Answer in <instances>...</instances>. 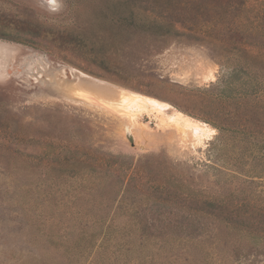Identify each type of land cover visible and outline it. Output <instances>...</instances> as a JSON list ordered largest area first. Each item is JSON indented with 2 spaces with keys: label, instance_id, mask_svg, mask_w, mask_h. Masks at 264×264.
<instances>
[{
  "label": "rangeland",
  "instance_id": "374dc122",
  "mask_svg": "<svg viewBox=\"0 0 264 264\" xmlns=\"http://www.w3.org/2000/svg\"><path fill=\"white\" fill-rule=\"evenodd\" d=\"M241 4L0 0V264H264Z\"/></svg>",
  "mask_w": 264,
  "mask_h": 264
},
{
  "label": "trees",
  "instance_id": "16d2710c",
  "mask_svg": "<svg viewBox=\"0 0 264 264\" xmlns=\"http://www.w3.org/2000/svg\"><path fill=\"white\" fill-rule=\"evenodd\" d=\"M241 5L248 11L244 10L245 13L233 32L240 35L238 43L244 47L246 63L264 70V0H242ZM247 5L252 6L247 7ZM254 8H257L256 14L249 16Z\"/></svg>",
  "mask_w": 264,
  "mask_h": 264
},
{
  "label": "bare ground",
  "instance_id": "6f19581e",
  "mask_svg": "<svg viewBox=\"0 0 264 264\" xmlns=\"http://www.w3.org/2000/svg\"><path fill=\"white\" fill-rule=\"evenodd\" d=\"M122 105L124 106V108L127 111H143V110H147L150 109L151 111H153L154 109H159L162 111H166L169 109V105L166 103H162L158 100L155 99H149V98H145L141 95H137L134 94L132 97L131 96H123L122 97ZM181 114H177L174 116H171L169 118V120H171L172 122H176L179 123L181 122ZM184 124L190 126L191 123L190 122H183ZM192 129V128H191ZM196 129H194L195 131ZM199 130V129H197ZM199 133V131H196ZM197 135V133H195Z\"/></svg>",
  "mask_w": 264,
  "mask_h": 264
}]
</instances>
